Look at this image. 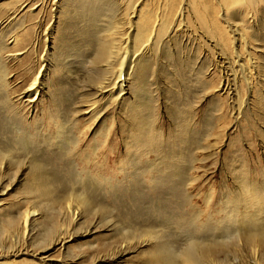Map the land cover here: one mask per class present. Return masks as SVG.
<instances>
[{"label":"rangeland","instance_id":"rangeland-1","mask_svg":"<svg viewBox=\"0 0 264 264\" xmlns=\"http://www.w3.org/2000/svg\"><path fill=\"white\" fill-rule=\"evenodd\" d=\"M22 1L0 0V155H12L0 159L2 262L155 264L149 258L152 241L142 235L151 232L176 254L191 250L198 258L209 249L206 264H264L244 241V229L236 224L241 216L232 213L228 220L222 212L237 197L244 211L241 185L250 182L245 176L252 175L254 188L264 187V0L249 8L241 6L245 0H232L226 17L244 36L237 44L222 23L221 8L216 11L225 43L208 34L205 15V24L196 19L201 5L193 0L181 22L145 50H137L139 43L126 30L139 24L133 7L158 18L167 15V2L99 0L102 11L90 21L79 17L76 0H27L25 7ZM101 41L120 44L123 56L139 62L122 70L117 98L108 80L116 77L120 58L111 65L100 59ZM34 79L38 92L28 98ZM141 127L151 136L144 143L147 155L141 141L131 142L142 136ZM61 146L71 153L66 161ZM33 159L59 197L82 190L107 213L75 215V204L72 211L65 201L40 202L31 192ZM177 164L185 172L182 186L167 190L155 183L178 174ZM174 187L186 200L183 211L171 201ZM148 189L164 192L152 198ZM111 194L114 202L106 199ZM155 204L166 205L173 219L150 216ZM259 204L258 222L264 220V198ZM27 211L35 213L23 237L19 225ZM189 214L196 226L222 222L226 229L191 238ZM10 223L16 227L7 229ZM54 233L65 238L63 246L54 243L60 239Z\"/></svg>","mask_w":264,"mask_h":264},{"label":"bare ground","instance_id":"bare-ground-1","mask_svg":"<svg viewBox=\"0 0 264 264\" xmlns=\"http://www.w3.org/2000/svg\"><path fill=\"white\" fill-rule=\"evenodd\" d=\"M162 2H167V4L164 6H168L169 11H168L166 16L164 14H161V15H159L158 18L155 15H148V14L142 15L141 13H137V11H136L137 7L136 6L138 4L135 7H133L131 15L133 17H136L135 18L136 23L139 22V24L137 25V29H130L128 27L126 30H130V33H133V35H134L133 43L134 44L139 43L137 50H139V49L145 50L148 47V44H149L148 42L151 41V43H152L155 38H157V37L159 38L160 34L163 32V30L165 28L167 31V29L169 27L173 26V24L177 25L179 22H181V20L184 18L185 13L189 10L190 4H192L193 0L192 1L191 0H184V2L182 0H162ZM194 2H197L201 5L200 9H198L197 12L195 13L196 19L198 21H203V24H205V19H203V18H204V15L206 16L207 24H208V28L206 29V31L208 32V34H210L212 36L223 37V32H224L223 24H225V25H227L228 30H230L229 33H230V35H232L233 42H235L237 44L239 42V40H244V36L242 35V33L239 32L238 28L231 26V24H229V21L227 20V17H226V11L229 8V5L233 2L232 0H200V1L194 0ZM76 3H77V6L75 5ZM234 3H240V2L235 0ZM253 3H257V0H245L244 3H242V1H241V6L242 7L246 6V8L247 7L249 8V6H251ZM26 4H27V0H23L21 3V5H23L24 7L26 6ZM75 4H74V8L78 9L79 12H81L79 14V17L86 16L90 21L96 20L98 14L102 11V2L99 0H76ZM217 6L219 8H221V10H222V14L220 15V17L221 16L223 17V21H222L223 24L221 22H219V19H217V15H218V12L216 11ZM224 13H225V16H224ZM237 15L243 16L244 12L243 13L238 12ZM167 17L169 18V26L165 27L167 24V21H168V20L166 21ZM151 19L153 21H151ZM165 22H166V24H165ZM127 24H130L129 19H127V21H126V25ZM235 36L237 38H235ZM222 41L225 43L226 39L223 37ZM124 43L126 44L127 40ZM236 44H234V45H236ZM97 53L99 54L100 59H103V60L107 59L106 63L108 65H111V63H112L109 61H114L116 58H120V60H119L120 65H119V69L117 71L116 77L115 78L112 77L113 78L112 80H111V78H110V80H108V81H111V82H109L110 84L109 83L108 84H109L110 88L112 87V91H113L110 95L117 98L119 96V94L122 92L124 82H125L124 78L121 77L122 70L124 72H126L127 68L128 69L132 68V66H134L136 64L138 65L139 62L137 61L138 62L137 63L136 60H134V56H132V55L129 56L128 54H126V52H124V56H123V53H120V44L114 45L108 41H103V42L101 41L97 44ZM235 56H236L235 57L236 59L240 58L237 55V53ZM248 56H250V55H248ZM220 58L223 61L225 60V58H222V57H220ZM226 60H228V59L226 58ZM239 61H241V60L239 59ZM238 64H239V66L243 67L242 69H244V63L243 64L238 63ZM2 72H4V71H2ZM3 77H4V75L0 73V78L2 79ZM37 86L38 85H37L36 79H34V81L29 85V88H28V94H29L28 98H30L32 96H36V94L38 92ZM224 88H225V86L222 87V90ZM101 89H103V87L100 88V91H101ZM33 99H35V98H33ZM32 101H34V100H32ZM87 108L88 107H86L85 109H87ZM88 112H91V111L88 110ZM142 124H145V123H142ZM139 131H140L139 135H142V136H139L140 137L139 139L133 138L131 142L133 144H136L139 141H141V144L144 145V143L149 142V140H150L149 137H151V136L148 135L150 132H149V130L147 131V128L143 129L142 127L140 128ZM19 142L21 144H23L24 146L27 145L25 139L19 138ZM65 142L70 144V141L68 140V138H65ZM149 148L150 147L148 145H144V150H143L142 154L147 155L148 153H146V152L150 151ZM61 149H64V150H62L63 151L62 154H63V158H65V161H66V159L69 157V155L71 153L69 152V149L65 150V148H63V147ZM94 151H95V149H94ZM25 153H27V152H25ZM10 155H11V151H8V153L5 155L1 154L0 159L1 160L3 158L4 159L9 158L10 159ZM1 160H0V162H2ZM30 164H31L30 171L34 174V176H32V181H34V186H33V189L31 190V192L33 195H35L36 198H38L40 200V202H46L50 206V204H57L58 205L61 202L65 201L67 210H72V211H73V205L75 204L76 208L74 210L76 212L73 211V213H75V215H78V212L82 213V214L84 213L86 215H89L91 213H98L100 215L101 214L103 215V214L107 213L106 208H104L102 206L92 205L91 201L87 197V193H85L82 190L80 192H77L74 189H71L66 195H63V193H62V195H60L61 197H59V195L56 193L55 186L51 185L50 182H48L46 179L43 178L44 172L42 169V165L40 163H38V161L35 159L31 160ZM176 167H177V169H179L180 166H178V164H177ZM184 174H185V172L182 170V168H180L178 171V174L169 175L167 173L164 176L159 177V179H157L155 181V183L160 184V187L163 186V189H167V190L170 189V187L172 188L175 185L176 186H182V183H183L182 178L185 177ZM247 176L248 177H246V176L244 177L243 181L245 182V180L247 178L250 182L248 184L245 182L241 185L242 186L241 187L242 193L245 191V194L243 196H242V193L240 194L241 197H243L244 202H245L244 211L239 212V210H240L239 205L240 204L238 205L239 200L237 199L238 198L237 197V198L232 199L231 201H228L227 206H226L227 208L224 207L222 212L224 213L225 219H228V220H229V218H231L232 213L234 214V216L236 215L235 217L241 216L242 219H240L238 221L236 220V224H238L239 226H241L244 229V232H245L244 233V241L251 248L253 253L256 252V255H258L260 260L263 261L264 255H262L261 252L264 251V220L262 219L260 222H258L257 218H258V212H259L258 206L260 205L259 204L260 198H261V200H263V198H264V187H262V189L261 188L260 189L254 188L252 182H256V181L251 180V177H252L251 174H249ZM259 177H260V175H259ZM87 180L88 181H94L95 179L87 176ZM91 186L98 187L94 184H91ZM101 186H104V184H101ZM256 186H257V184H256ZM175 189L171 190V191H174L173 192L174 200H171V201H172V203L175 204V208L177 209V211H181V210L183 211V208L185 207V204H186V200L181 199V196L179 195L181 192L179 190H177V189L175 190ZM66 191H64V192H66ZM94 191H97V190H94ZM148 191L150 192V193L149 192L148 193L152 196V198L153 197L156 198L157 194H162V192H164V191H156L155 189H148ZM115 198H116L115 195L111 194L106 199L110 200L111 202H114ZM257 202L259 204L258 206L256 205ZM166 204H168V203H166ZM154 207L155 208L153 210L150 207V212H149L150 216H152V214H154V217H155V215H158V216H160V218L165 217V218L173 219V217L171 216V213H170V211L166 205H164L162 207H158V205L155 204ZM225 209H228V210H225ZM226 211L229 213L227 214ZM34 213H35V211H33V212L27 211L25 213V216H24L22 222H20L21 224L19 226H20V230L23 234V237L29 231L30 217L32 215H34ZM187 217L189 219L188 225L191 227L192 230H194L191 238L197 237V239L201 238V240H202L210 232L211 233L212 232L219 233V232L225 231V229H226V226H224L222 222H219L218 224H214V225L211 224L210 222L209 223L206 222L204 224L196 226L194 223L196 218L195 217L193 218L192 214H189ZM153 220H154V218H153ZM212 223H214V222H212ZM211 225H213V227H211ZM15 227H16V225H13V223H10L7 225L6 228L7 229L8 228L14 229ZM53 227H55V226H53ZM52 230L54 231L53 228H52ZM53 231H51V232H53ZM54 235H56V234L54 233ZM57 235H59V234L57 233ZM142 235L147 236V238H149L148 240L152 241L153 249L150 253L149 258H150V261L155 263V264H204V263L206 264L207 263V261H205V259L207 258L206 255H207L209 249H206V250L203 249V251H202L203 253L200 254L201 257L197 256L198 258H195V257H193L194 254H192L194 252H192V253L189 252L191 250H189V251L185 250L184 252H182L180 254H176L175 252L172 251V249L167 244L160 242L159 237L156 236L154 233H151V232L145 233L144 232ZM57 237H59V236H57ZM54 238H55V236H54ZM127 238H128V236L125 237V239H127ZM64 239L63 238L57 239L56 242H54V243H57L60 246H63ZM200 243H202V242H200ZM210 243L215 244L216 242L210 241ZM219 244H221V243H219ZM219 244H217V245H219ZM189 247H191V246H189ZM199 250H200V247H199ZM198 254H199V252H198ZM259 258H258V260H259ZM3 259H4V254L2 255L0 253V264H4V262H2Z\"/></svg>","mask_w":264,"mask_h":264}]
</instances>
